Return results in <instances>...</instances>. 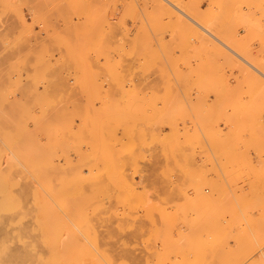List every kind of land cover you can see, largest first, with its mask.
Instances as JSON below:
<instances>
[{
    "label": "rangeland",
    "instance_id": "rangeland-1",
    "mask_svg": "<svg viewBox=\"0 0 264 264\" xmlns=\"http://www.w3.org/2000/svg\"><path fill=\"white\" fill-rule=\"evenodd\" d=\"M14 1L17 3L21 1L22 3L16 5L18 15L5 8L3 17L8 16V14H12V17L16 16L12 20L19 24L16 25L17 29L20 28L19 30L16 29L17 35L19 33L18 36L23 37L27 34V38L31 35L28 38L29 40L25 37L20 39L23 47L17 36L16 48L17 46L19 49L21 48L20 51L18 48L16 49L17 54L18 52L25 53L28 51V45L31 48L34 46L36 49L33 47L32 50H36L35 53L37 54L38 49H40L37 46L38 41H35L38 39V34L41 33V36H46L55 33L57 24H62L63 29L69 34L71 31L70 20L72 21V19L78 24L81 33L79 40H82V42H68L65 44L64 50H62L63 53L50 60L51 67L48 65V61L43 62L38 58L35 60L36 57L24 61L23 57H20L21 55H17L21 59L16 60V72L18 73H16V79H14L17 88L16 113L14 112L16 115H13L14 109L11 110L13 107L11 105L13 94L11 91L14 88L6 87L8 83L4 85L7 92L3 90L5 92L2 93V95L5 93L6 96H2L0 115L5 116L7 121L0 116L5 121L3 122L0 119V245L1 241L5 240L8 242V251L21 248L23 241L13 238L16 229H18L19 233L17 231V235H22V237L25 234L27 236L32 235L33 237H27L28 239L26 236L24 238L30 241L33 240L34 246H37V250L35 248L36 251H32L33 257H23L18 260L19 264H65L67 262H71L69 264H148V261L149 264L153 262L155 264V259L162 264H174L176 259L175 254L172 252L174 244L170 246V242L173 243L180 237L179 235L189 236L191 233V236L192 233L196 232L194 228L198 229L200 222L202 223L212 211L214 212V214L211 213L212 217L218 218L220 216L218 206H225L222 202H225V207L230 208H237V204L240 207L247 205L250 207L252 203L251 210H248V212L254 213L256 216L264 213V189H262V186H264V102H262L264 96L262 97L259 94L264 95V90H261L264 89V77L262 78L264 69L261 70V65L264 68V32L262 33L264 31V0H168L174 6L162 1L168 5V10H158L163 12L164 16L162 13L157 12L162 15L163 20L160 19L159 15V17H156L157 13L154 14L156 8L150 4L151 0H26V3L23 2L25 0ZM173 7L174 9L177 8L175 9L176 12L172 13V11H175ZM171 8L172 11H170ZM178 9H184V13L185 11L188 12L187 14L191 15L192 18L197 19L198 17V20L195 19L196 21L200 22L201 25L205 24V27H207L206 25L211 27L208 29H212L214 33L217 32L216 35L220 33L221 38L223 37L222 40L225 42V39H230L231 44L229 43V46L233 47L236 54L231 53L226 48L224 49L220 43L217 44L214 39L207 35V40L204 39L207 44L205 41H201L203 39L198 35H201L199 33L203 34V32H199L200 29L196 26L197 35L196 30H193V27L196 28L191 21L186 18L181 19L183 15H181V18L177 17V13H180L177 12ZM195 10L196 12H193ZM174 13L176 14L174 15ZM20 15L24 17H20ZM33 15L42 18H35ZM170 15L175 18L172 16L166 18ZM19 18L23 19L21 20L24 24L30 21L25 25L31 28H28L29 30L27 27L25 28V25L20 23ZM167 19L171 21L167 22ZM185 20L186 23L189 21L187 23L188 27H186ZM49 23L51 24L48 25ZM153 23L159 25L156 26ZM189 24L191 27H189ZM44 25H48V28ZM22 26L26 31L23 30ZM21 29L25 34L21 32ZM31 29L32 31H30ZM208 39L212 42H208ZM27 40L30 44H27ZM34 43L37 45L35 46ZM50 43L51 45H48ZM226 43L228 44V42ZM48 44L47 48L51 52L46 48L47 51L58 54L56 52L57 46L56 49L54 48L56 44L53 46L54 42L50 41ZM48 46H52L54 52ZM22 50L25 52H21ZM224 53L228 54H225V56ZM242 59L250 62L256 69L258 68V71L247 65ZM30 61L34 64H31ZM28 62L29 66L34 69V71L30 69L32 75H29L31 73H29ZM236 63L238 64L237 67L240 65L239 68L235 67ZM23 65H26V68L25 66L22 67ZM36 65L42 70L45 68L44 73L42 70H40L41 72L38 71V69L35 71ZM230 65L232 66L230 67ZM20 69L23 71L27 69V71L22 72ZM39 76L40 78H38ZM243 77L245 78L243 79ZM247 78L248 80L245 81ZM261 85H263V88ZM256 93L258 98L261 95V100L257 98ZM247 99L249 100L247 101ZM251 103L255 107L257 106L256 109L253 105L251 106ZM229 109L233 111L231 115ZM246 110L247 112L244 114ZM255 110L261 111L255 112ZM161 113L163 115L159 117ZM239 113L242 117L239 116ZM228 114V117L235 120L226 118ZM247 114L249 115L246 116ZM15 116L16 125H12L13 119L11 118ZM245 116L247 119L244 118ZM241 120L245 122L246 126ZM3 123H5L4 128ZM96 123L99 125H96ZM174 123L176 124L174 125ZM9 124L10 126H16V133L14 132L15 126L10 127ZM116 124L118 127L114 126ZM208 124H212L213 127H210V125L208 127ZM7 125L9 126L8 129H6ZM241 126L244 128L241 129ZM13 128L14 133L10 131ZM217 128L218 131L216 132ZM4 129L8 132H5ZM5 133H7V136H5ZM9 133L13 134L9 136ZM185 133L186 135H184ZM15 134L16 136H14ZM252 136L253 139L250 138ZM212 137L214 138L211 139ZM10 138L16 140V145L13 144V140H9ZM8 141L13 143L10 144ZM250 141L254 142L253 145L258 144L259 148L257 145L252 146ZM12 145L16 146V149ZM206 146L208 147L206 148ZM21 155H23L22 158ZM30 155L32 158L35 157L33 158L35 161L40 157V160L49 161L46 163L47 166L49 164L48 181L46 179L44 182L37 174L33 173L32 175V171L29 170L30 174L28 169L25 168H28V166L23 164L24 161L21 160L25 158L24 156L30 157ZM245 165L249 167H245ZM228 166L230 167L227 168ZM115 167L118 172L114 171ZM37 168L39 167L35 164L33 170L36 171ZM109 175L112 177L111 179ZM252 182L253 185H251ZM46 183L48 184L46 185ZM242 183L243 186H241ZM25 185L28 188L31 187V190L27 189L31 191L27 196L24 195L28 194ZM94 186L95 188H93ZM12 190L18 194L21 192L20 197L16 193L19 198H22V195L26 196L22 198L26 203L21 201L25 205L26 211L31 209L28 214L25 211L19 213V210H12V213H9L11 212L9 210L6 211L7 213L1 210V203L11 200L8 193L11 191L13 194ZM21 190H24L25 193ZM232 191L234 192L231 193ZM255 192L257 194L253 195ZM231 195L232 197H230ZM195 196L197 197L195 198ZM253 196H255L254 200H249ZM2 197L3 199H1ZM41 197L45 200L47 206L49 205L50 213L48 216L51 217L50 224L54 232L48 229V227H51L50 224L47 227L41 222L42 214H44L41 206L46 204H42L44 202H42ZM226 201H228V204ZM260 201L263 203L262 205H258L261 204ZM26 205L31 208L28 209ZM254 205L261 207H258L257 210V206ZM260 208L261 210H259ZM211 209L213 210L211 211ZM205 210L208 212L205 213ZM165 212L167 216L169 215L168 219ZM18 213L20 217L21 213L24 214L21 217L22 219L18 216ZM17 217L20 219H16ZM244 217L246 218V216ZM208 218H211V216H208ZM83 219L87 220L84 221ZM88 220L94 228L90 224L87 225ZM82 221L89 226V229L94 230L83 229L82 225L85 223H79ZM44 223L47 224L48 222L45 221ZM171 223L174 225H171ZM20 225L22 226L20 227ZM195 225H198L197 228ZM44 226L47 228L46 230ZM58 226L64 228H58ZM167 227H169V230H166ZM19 228H22V230ZM25 228H29L26 229L29 231L23 230ZM55 229H58V231ZM55 231L61 237L54 234L53 238L55 240L59 238L54 244L50 239L52 238L50 232L53 235ZM5 235H7V238H5ZM43 235L48 238L47 241ZM42 238L45 240H42ZM161 238H166V245L170 240L168 246L163 243L165 241ZM73 239H75V242ZM67 240L72 244L75 243V246L76 244L81 245L87 251L88 248L86 247L88 246L92 252L90 251L84 256H78L77 254L80 253L74 251L76 250L72 248L74 245L69 246L72 249L63 247V245L67 246L69 243ZM95 242H97V245H95ZM71 243L69 245H72ZM33 244L31 250L34 249ZM81 246L80 249L82 250ZM95 246H97V249ZM168 247L169 249L172 247L171 252L167 249ZM63 250H66V252ZM77 250L79 252V247ZM100 251L104 252V256L108 258L99 256L100 254L103 255ZM68 253H71V255H67ZM186 253L188 257L189 253ZM203 256H199L198 262L203 260Z\"/></svg>",
    "mask_w": 264,
    "mask_h": 264
},
{
    "label": "bare ground",
    "instance_id": "bare-ground-1",
    "mask_svg": "<svg viewBox=\"0 0 264 264\" xmlns=\"http://www.w3.org/2000/svg\"><path fill=\"white\" fill-rule=\"evenodd\" d=\"M0 1H2V2H0V108H1V100H2V96H4L5 95V93H4V95H2V93L3 92H7V90H6V87H8V88H14L13 89V91H11L13 94H12V102H11V105H13V107L11 108V110L12 109H14V111H13V115H16L15 113H16V90H17V88H16V85H15V82H14V79H16V73H18V72H16V60H18L20 57H23V59H24V61L25 60H27V61H29L28 59H30L31 60V58H33V57H36V58H34L35 60L38 58L39 60H41V61H43V62H47L48 61V65L50 66V60L51 59H55V58H57V56H59V55H61V53H63L62 52V50H64L63 49V47H64V45L65 44H67L68 42L70 43V42H82V40H79V38H80V35H81V33H80V30H79V28H78V24L74 21V19H72V21L70 20V22H71V26H70V28H71V31H70V33L69 34H67L66 33V31L63 29V25L62 24H57V26H55L57 29H55V33H53V34H48V33H46V34H48V35H46V36H41L40 34L41 33H37L38 34V39H36L35 41H38V45L37 46H39V48L40 49H38L39 51H41V49H42V51L41 52H37V54L35 53V51L34 50H32L33 49V47L34 46H32V48L31 47H29V45L27 46V44L29 43V39L28 38H30L31 37V35L27 38V34L26 35H24L23 37L21 36H18L19 35V33H18V35H17V32H16V29H17V26L16 25H19V24H16V22H15V20H12V19H14L15 17H12V14L10 15V14H8V16H6V17H3V14H4V9L5 8H8V10H10V11H12L13 13L15 12V13H17V10H18V8L16 9V5L18 6V4H20L21 3V1L20 0H18V1H20L19 3H17V2H15L14 0H0ZM17 1V0H16ZM29 1V0H28ZM27 1V2H28ZM162 1H165V3L167 2V3H169L171 6L173 5L172 3H170L168 0H151L150 1V4L154 7V8H156L154 11V14L155 13H157V12H160V11H158V10H163V9H167L168 10V5H166L165 3H163ZM23 2H25L26 3V0L25 1H23ZM31 2V1H30ZM46 2V1H45ZM49 2V1H48ZM51 2V1H50ZM17 3V4H16ZM146 3H147V1H146ZM22 4V3H21ZM60 4V3H59ZM147 4H149V3H147ZM23 5H27V4H23ZM22 5V6H23ZM43 5V4H42ZM151 5H149V6H151ZM54 6V5H53ZM174 6V5H173ZM96 7V6H95ZM53 8V7H52ZM57 8V7H56ZM55 8V9H56ZM93 8V7H92ZM91 8V9H92ZM177 8V7H176ZM175 8V9H176ZM54 9V10H55ZM90 9V10H91ZM173 9H174V7H173ZM174 9V10H175ZM191 9V8H190ZM53 10V11H54ZM151 10H153L152 8H151ZM165 10H163V11H165ZM179 11H177V12H180V13H177L178 15H177V17L179 16L180 18H181V15H183V18H181V19H184V18H186V19H188L189 21H191V23L195 26V28H196V26H197V28H199L200 29V31L199 32H203V34L202 33H199V34H201V35H198V33H197V28L196 29H194V27H193V30H196V33H197V35L198 36H200L201 37V39H203V40H201V41H205V40H207L206 38H208L207 36H209L211 39H214L216 42H217V44L218 43H220L221 44V46H223L224 47V49L226 48L227 50H229L231 53H234V54H236L234 51L235 50H233V47L231 48V46H229V43L231 44V40L229 41L228 40V38L227 39H225L226 40V42H228V44L224 41V40H222V38H221V35H220V33H218V35H216L215 33H217V32H213V30L212 29H208V28H211V27H208V25H206L207 27H205L204 25V23L203 22H201V23H203L204 25H201L200 24V22H198V21H196V20H198V17H197V19L196 18H192V16L190 17L189 16V14H187L186 13V11H185V13H184V9L183 10H181V9H178ZM188 10V9H187ZM34 11V10H33ZM59 11V10H58ZM86 11H88V10H86ZM170 11H172V8L170 9ZM50 12V11H49ZM56 12V11H55ZM65 12V11H64ZM92 12H93V10H92ZM166 12H168V11H166ZM173 12H176V10L175 11H172V13ZM193 12H196V10L195 11H193ZM11 13V12H10ZM42 13V12H41ZM150 13V12H149ZM160 13H162V15L164 14L163 12H160ZM160 13H157V16L156 17H159L160 16V19H162L161 17H162V15H160ZM35 14V13H34ZM146 14H147V12H146ZM153 14V15H154ZM167 14V13H166ZM169 14V13H168ZM176 13H174V15H175ZM180 14V15H179ZM17 15H18V13H17ZM40 15V14H39ZM148 15V14H147ZM159 15V16H158ZM195 15V14H194ZM34 17H35V15H33ZM55 16V15H54ZM164 16V15H163ZM172 15H170V16H166V18L167 17H171ZM196 16V15H195ZM20 17H24L23 15L21 16L20 15ZM33 17V18H34ZM38 17V16H37ZM37 17H35V18H37ZM70 17V16H69ZM155 17V18H156ZM172 17H174V16H172ZM27 18V17H26ZM39 18V17H38ZM42 17H40L39 19H41ZM46 18V17H45ZM45 18H44V20H45ZM149 18H152V17H149ZM165 18V19H166ZM175 18V17H174ZM208 18H209V16H208ZM20 20L22 19V18H19ZM55 19V18H54ZM62 19V18H61ZM69 19V18H68ZM158 19V18H157ZM169 19V18H168ZM167 19V22L168 21H171V20H168ZM179 19V18H178ZM181 19H179V20H181ZM196 19V20H195ZM23 20V19H22ZM21 20V22L20 23H23V21ZM33 20V19H32ZM36 20V19H35ZM38 20V19H37ZM44 20H42L43 22H44ZM154 21H156L155 19H153ZM163 20V19H162ZM187 20V21H188ZM200 20V19H199ZM212 20V19H211ZM25 21V20H24ZM42 21H41V23H42ZM54 21V20H53ZM62 21V20H61ZM67 21V20H66ZM66 21H65V23H66ZM158 21V20H157ZM183 21V20H182ZM188 21V22H189ZM203 21V20H202ZM26 22H27V20H26ZM29 23H30V21H28ZM27 22V23H28ZM40 22V21H39ZM39 22H38V24H39ZM45 22H47V20H45ZM48 22H50V21H48ZM57 22V21H56ZM63 22V21H62ZM70 22H68V23H70ZM153 22V21H152ZM163 22V21H162ZM187 22V23H188ZM216 22V21H215ZM218 22V21H217ZM27 23H25L26 25H27ZM54 23V22H53ZM52 23V24H53ZM161 23V22H160ZM178 23V22H177ZM180 23H182V22H179L178 24H180ZM187 23H186V20H185V24H186V27H188V25H187ZM219 23V22H218ZM24 24V23H23ZM24 24V25H25ZM32 24H34V22H32ZM38 24L36 23V25L38 26ZM44 24V23H43ZM47 24V23H46ZM51 23H49L48 25H50ZM154 24V23H153ZM165 24H167V23H165ZM169 24V23H168ZM178 24H177V26H178ZM183 24V23H182ZM181 24V25H182ZM210 24V23H209ZM212 24V23H211ZM22 25V24H21ZM25 25V28L27 27V29L29 28H31L30 26H26ZM30 25V24H29ZM47 25V26H48ZM154 25H156V24H154ZM159 25V24H158ZM158 25H156V26H158ZM219 25V24H218ZM33 26V25H32ZM43 26V25H42ZM45 26V25H44ZM47 26H45V27H47ZM91 27V26H90ZM166 27H168V26H166ZM173 27V26H172ZM181 27V26H180ZM179 27V28H180ZM183 27V26H182ZM189 27H191L190 26V24H189ZM218 27H220V26H218ZM22 28H23V26H22ZM25 28H23V30H25ZM41 28V27H40ZM44 28V27H43ZM48 28V27H47ZM50 28V27H49ZM51 28H54V27H51ZM221 28V27H220ZM20 29V28H19ZM19 29H17V30H19ZM28 29V30H29ZM42 29V28H41ZM40 29V30H41ZM176 29H178V28H176ZM183 29H185L184 27H183ZM198 29V30H199ZM33 30H35V29H33ZM175 30V29H174ZM186 30V29H185ZM189 30V29H188ZM187 30V31H188ZM215 30V29H214ZM26 31V30H25ZM30 31H32V29L30 30ZM47 31V30H46ZM54 31V30H53ZM192 31V30H191ZM21 32L22 33H24V31H22V29H21ZM33 32H35V31H33ZM175 32V31H174ZM178 32V31H177ZM264 31H262V33H263ZM27 33V32H26ZM32 33V32H31ZM44 33V32H43ZM89 33V32H88ZM176 33V32H175ZM195 33V32H194ZM25 34V33H24ZM34 34H36V33H34ZM34 34H33V36H34ZM109 34V33H108ZM20 35H21V33H20ZM23 35V34H22ZM40 35V36H39ZM44 35V34H43ZM172 35H174V34H172ZM207 35V36H206ZM17 36L19 37V41L21 42L22 40H20V39H22V38H26V39H28L27 41V44H26V46H27V48H28V51H21V52H25V53H20V52H18V54L19 55H21L19 58L17 57V53H16V49L18 48V46H17V48H16V38H17ZM220 36V37H219ZM181 37V36H180ZM82 38H84V37H82ZM91 38V37H90ZM178 39H179V37H178ZM184 39V38H183ZM205 39V40H204ZM104 40V39H103ZM209 41L208 42H212V41H210V39H208ZM34 41V40H33ZM49 41L50 42H54V44H52L53 46H54V48L57 46V53L58 54H52V53H49V52H51L48 48H47V44L49 43ZM180 41V40H179ZM106 42V41H105ZM206 42V41H205ZM215 42V43H216ZM19 43V42H18ZM17 43V44H18ZM22 43V42H21ZM32 43V42H31ZM203 43V42H202ZM235 43V42H234ZM30 44V43H29ZM206 44H207V42H206ZM205 44V45H206ZM211 44V43H210ZM219 44V45H220ZM244 44V43H243ZM34 45H35V43H34ZM35 45V46H36ZM48 45H51V43L50 44H48ZM205 45H204V47H205ZM22 47H23V43H22V45H21ZM71 46V45H70ZM69 46V47H70ZM118 46V45H117ZM196 46V45H195ZM220 46V47H221ZM233 46V45H232ZM236 46V45H235ZM19 47H20V45H19ZM48 47H50V46H48ZM210 47H211V45H210ZM213 47V46H212ZM219 47V46H218ZM249 47V46H248ZM27 48H26V50H27ZM35 48V47H34ZM49 50V52L47 51V49ZM52 50H53V52H54V49H53V47L51 46L50 47ZM78 48V47H77ZM192 48H194V47H192ZM191 48V49H192ZM207 48V47H206ZM216 48V47H215ZM21 49V48H20ZM20 49L18 48V50L20 51ZM22 49H24V48H22ZM36 49V48H35ZM56 49V48H55ZM107 49V48H106ZM210 49V48H209ZM243 49H245V48H243ZM70 50V49H69ZM77 50V49H76ZM116 50V49H115ZM169 51V50H168ZM210 51V50H209ZM221 51V50H220ZM225 51V50H224ZM118 52V51H117ZM218 52V51H217ZM222 52V51H221ZM262 52V51H261ZM73 53V52H72ZM119 53V52H118ZM195 53V52H194ZM229 53V52H228ZM228 53H224V55L226 54H228ZM259 53V52H258ZM74 54V53H73ZM79 54V53H78ZM168 54V53H167ZM192 54V53H191ZM240 54V53H239ZM72 55V54H71ZM225 55V56H226ZM241 55V54H240ZM239 55V56H240ZM63 57H64V54L62 55ZM62 56H60V57H62ZM237 56V55H236ZM16 57H17V59H16ZM62 57V58H63ZM66 57V56H65ZM253 57V56H252ZM61 58V59H62ZM68 58H69V56H68ZM193 58H195V57H193ZM198 58V57H197ZM204 58V57H203ZM244 58V57H243ZM247 58V57H246ZM245 58V59H246ZM255 58V57H254ZM21 59V58H20ZM60 59V58H59ZM58 59V60H59ZM65 59V58H64ZM196 59V58H195ZM201 59V58H200ZM228 59V58H227ZM245 59H242V61L244 60V62L245 63H247V65H249V66H251V67H253V68H255L256 69V67L255 66H253L250 62H248L247 60H245ZM230 60V59H229ZM239 61V60H238ZM33 62H34V60H33ZM42 62V63H43ZM53 62V61H52ZM56 62V61H55ZM59 62H61L60 60H59ZM62 62H64V61H62ZM200 62V61H199ZM230 63H231V61H229ZM19 63H20V61H19ZM27 63V62H26ZM30 63H31V61H30ZM54 63V62H53ZM255 63H257V62H255ZM262 63V62H261ZM264 63V62H263ZM31 64H34V63H31ZM46 64V63H45ZM44 64V65H45ZM61 64V63H60ZM63 64V63H62ZM201 64V63H200ZM232 64L234 65V63L232 62ZM260 64V63H259ZM28 66L30 65L29 64V62H28V64H27ZM42 65V64H41ZM47 65V66H48ZM258 65V64H257ZM20 66V65H19ZM18 66V67H19ZM25 66V68H26V65H23L22 67H24ZM35 66V65H34ZM43 66V65H42ZM232 65H230V67H231ZM238 66V64L236 63V66L235 67H237ZM244 66V65H243ZM30 67V68H29ZM29 67H27V68H29V73H31L30 72V69H31V71H32V69H33V67L31 68V66H29ZM36 67H37V65H36ZM35 67V71H37L36 69H38V71H40V70H42V69H40L39 67H37L36 68ZM46 67V66H45ZM51 67V66H50ZM62 67H63V65H62ZM239 67H240V65H239ZM239 67H237V68H239ZM261 67H262V69L261 70H263L264 68H263V66L261 65ZM243 68V67H242ZM19 69V68H18ZM45 69V68H44ZM43 69V70H44ZM50 69V68H49ZM199 69V68H198ZM203 69V68H202ZM247 69V68H246ZM249 69V68H248ZM254 69V70H255ZM21 70V69H20ZM19 70V71H20ZM26 71H27V69H25ZM24 70V71H25ZM42 70V71H43ZM102 70V69H101ZM110 70V69H109ZM238 70H240V69H238ZM257 71H258V68L256 69ZM256 70H255V72H256ZM260 70V69H259ZM260 70V71H261ZM22 72H24L23 70H21ZM20 71V72H21ZM33 71H34V69H33ZM121 71V70H120ZM240 71H243V70H240ZM259 71V72H260ZM264 71V70H263ZM41 72V71H40ZM62 72H63V70H62ZM36 73V72H35ZM43 73H44V71H43ZM109 73V72H108ZM176 73V72H175ZM264 73V72H263ZM27 74V73H26ZM195 74V73H194ZM230 74V73H229ZM18 75V74H17ZM21 75H22V73H21ZM29 75H32V73L31 74H29ZM37 75H38V73H37ZM37 75H33V76H37ZM40 75V74H39ZM58 75V74H57ZM113 75H116V74H113ZM245 75V74H244ZM247 75H250V74H247ZM45 76V75H44ZM111 76V75H110ZM254 76H255V74H254ZM262 76V75H261ZM260 76V77H261ZM54 77V76H53ZM228 77V76H227ZM230 77V76H229ZM249 77V76H248ZM253 77V76H252ZM259 77V78H260ZM264 76H262V78H263ZM38 78H40V76L38 77ZM245 77H243V79H244ZM257 78V77H256ZM241 79V78H240ZM6 80V81H5ZM47 80V79H46ZM52 80V79H51ZM246 80H248V78L247 79H245V81ZM251 80V79H250ZM256 80V79H255ZM263 80V79H262ZM21 81V80H20ZM55 81H56V79H55ZM61 81V80H60ZM244 81V80H243ZM257 81V80H256ZM41 82V81H40ZM6 83H8L7 85H6V87L4 86ZM41 83H43V82H41ZM63 83V82H62ZM246 83V82H245ZM253 83V82H252ZM251 83V84H252ZM256 83V82H255ZM53 84H54V82H53ZM247 84H248V82H247ZM261 84H262V82H261ZM37 85V84H36ZM44 85V84H43ZM253 85H255V84H253ZM264 85V84H263ZM263 85H261V87L263 86ZM252 86V85H251ZM256 86V85H255ZM255 86H254V88H255ZM45 87V86H44ZM49 87V86H48ZM247 87V86H246ZM245 87V88H246ZM253 87V86H252ZM260 87V86H259ZM258 87V88H259ZM5 88V89H4ZM25 88V87H24ZM248 88V87H247ZM250 89H251V87H249ZM263 88V87H262ZM250 89H248L249 91H250ZM3 90H5V91H3ZM262 91L264 90V89H261ZM31 91V90H30ZM231 91V90H230ZM234 91H236V90H234ZM261 91V92H262ZM9 92H10V90H9ZM26 92V91H25ZM109 92V91H108ZM227 92V91H226ZM247 92V91H246ZM253 92H254V90H253ZM259 92V91H258ZM41 93V92H40ZM263 93H264V91H263ZM29 94V93H28ZM59 94V93H58ZM231 94V93H230ZM253 94V93H252ZM259 94H261L262 95V97L264 96L262 93H259ZM261 95H259L260 97H261ZM6 96V95H5ZM14 96H15V98H14ZM28 96V95H27ZM32 96V95H31ZM49 96V95H48ZM256 96H257V98H258V94L256 93ZM10 97H11V94H10ZM249 97H251V96H249ZM258 98L259 100H261V98ZM227 98V97H226ZM256 98V99H257ZM10 99V98H9ZM45 99H46V96H45ZM106 99V98H105ZM104 99V100H105ZM110 99V98H109ZM242 99V98H241ZM245 99V98H244ZM257 99V100H258ZM65 100V99H64ZM111 100V99H110ZM143 100V99H142ZM231 100H233V99H231ZM249 99H247V101H248ZM253 100H254V97H253ZM252 100V101H253ZM257 100H256V102H257ZM258 100V101H259ZM263 100V99H262ZM36 102V101H35ZM141 102V101H140ZM145 102H147V101H145ZM151 102V101H150ZM235 102V101H234ZM233 102V103H234ZM262 102H264V100L262 101ZM148 103V102H147ZM230 103H232V102H230ZM253 104L255 103V102H252ZM251 103V106L253 105ZM259 103V102H258ZM19 104V103H18ZM136 104V103H135ZM238 104V103H237ZM260 104V103H259ZM130 105V104H129ZM155 105V104H154ZM233 105V104H232ZM235 105V104H234ZM10 106V105H9ZM62 106V105H61ZM117 106V105H116ZM131 106V105H130ZM151 106V105H150ZM227 106H229V107H231L230 105H227ZM226 106V107H227ZM249 106H250V104H249ZM254 106V105H253ZM264 106V105H263ZM126 107H127V105H126ZM129 107V106H128ZM136 107V106H135ZM225 107V106H224ZM223 107V108H224ZM244 107V106H243ZM255 107V106H254ZM257 107V106H256ZM256 107H255V109H256ZM262 107V106H261ZM26 108V107H25ZM105 108V107H104ZM103 108V109H104ZM130 108V107H129ZM132 108V107H131ZM148 108V107H147ZM151 108V107H150ZM238 108H239V106H238ZM237 108V109H238ZM10 109V108H9ZM103 109H102V111H103ZM226 109H228V108H226ZM225 109V110H226ZM231 109V108H230ZM229 109V110H230ZM263 109V108H262ZM55 110V109H54ZM111 110V109H110ZM234 110H236V109H234ZM241 110V109H240ZM8 111V110H7ZM109 111V110H108ZM166 111V110H165ZM175 111V110H174ZM242 111V110H241ZM259 111V110H258ZM258 111H256L255 110V112H258ZM261 111V110H260ZM259 111V112H260ZM15 112V113H14ZM146 112H148V111H146ZM168 112V111H167ZM231 112V113H230ZM230 115L233 113V111H231L230 110ZM234 112H237V111H234ZM246 112H247V110L245 111V113L244 114H246ZM32 113V112H31ZM107 113H109V112H107ZM132 113V112H131ZM144 113V112H143ZM149 113V112H148ZM249 113V112H248ZM9 114V113H8ZM112 114V113H111ZM125 114V113H124ZM130 114V113H129ZM147 114V113H146ZM175 114V113H174ZM227 114V113H226ZM237 114V113H236ZM242 114V113H241ZM243 114V115H244ZM257 114V113H256ZM126 115H128V114H126ZM141 115V114H140ZM162 113H161V115L159 116V117H162ZM249 114H247L246 116H248ZM258 115V114H257ZM1 116V115H0ZM10 116V115H9ZM106 116V115H105ZM123 116V115H122ZM147 116V115H146ZM150 116V115H149ZM167 116H169V115H167ZM226 116V115H225ZM229 116V114L226 116V118ZM234 117H235V115H233ZM239 116H241L242 117V115H240V113H239ZM246 116L244 117V118H246ZM103 117V116H102ZM113 117V116H112ZM165 117V116H164ZM259 117V116H258ZM1 118H3V120H6L7 121V119H6V117L4 116H1ZM0 118V119H1ZM5 118V119H4ZM16 116L14 117V118H11V119H13V121H12V125L13 124H15L16 125ZM94 118V117H93ZM104 118V117H103ZM108 118V117H107ZM124 118V117H123ZM157 118V117H156ZM170 118V117H169ZM172 118H173V115H172ZM231 119V117H228V119ZM240 118V117H239ZM250 118V117H249ZM253 118V117H252ZM256 118H257V116H256ZM255 118V119H256ZM15 119V120H14ZM33 119V118H32ZM54 119V118H53ZM100 119V118H99ZM148 119H150V118H148ZM164 119V118H163ZM167 120H168V118H166ZM247 119V118H246ZM246 119H244L245 120V122H246ZM2 120V119H1ZM2 120V121H3ZM42 120H43V118H42ZM154 120H156V119H154ZM153 120V121H154ZM159 120V119H158ZM166 120V121H167ZM231 120H235L234 118L233 119H231ZM243 120V119H242ZM242 120H241V122H242ZM250 120V119H249ZM252 120V119H251ZM10 121V120H9ZM10 121V122H11ZM110 121V120H109ZM123 121V120H122ZM160 121H162V120H160ZM173 121H174V119H173ZM172 121V122H173ZM254 121V120H253ZM3 122H5V121H3ZM15 122V123H14ZM150 122V121H149ZM152 122V121H151ZM190 122H192V121H190ZM245 122H242L243 124H244V126H246L245 125ZM250 122V121H249ZM248 122V123H249ZM107 123V122H106ZM117 123V122H116ZM129 123V122H128ZM156 123V122H155ZM163 123H164V121H163ZM185 123V122H184ZM236 123V122H235ZM235 123H233L234 125H235ZM247 123V122H246ZM254 123V122H253ZM256 123H257V120H256ZM8 124V123H7ZM25 124V123H24ZM98 123H96V125H97ZM134 124V123H133ZM132 124V125H133ZM173 124V123H172ZM176 123H174V125H175ZM201 124V123H200ZM241 124V123H240ZM251 124V123H250ZM2 125V124H1ZM4 125H5V123H3V128H4ZM14 125V126H15ZM21 125H22V123H21ZM28 125V124H27ZM99 125V124H98ZM107 125H109V124H107ZM127 125V124H126ZM148 125V124H147ZM173 125V126H174ZM207 125V124H206ZM209 125L210 124H208V127H209ZM218 125V124H217ZM256 125V124H255ZM258 125V124H257ZM9 126H10V124H9ZM9 126L7 125V127H6V129H8L9 128ZM14 126H10V127H14ZM24 126V125H23ZM26 126V125H25ZM36 126H37V123H36ZM64 126H65V124H64ZM102 126V125H101ZM111 126V125H110ZM115 127L117 126V124L116 125H114ZM131 126V125H130ZM198 126V125H197ZM201 126V125H200ZM212 126V124L210 125V127ZM237 126V125H236ZM238 126H239V128H240V125L238 124ZM18 127V126H17ZM33 127H34V125H33ZM97 127H99V126H97ZM97 127H96V129H97ZM118 127V126H117ZM129 127V126H128ZM213 127V126H212ZM242 127V126H241ZM22 128V127H21ZM107 128V127H106ZM138 128V127H137ZM137 128H135V129H137ZM142 128V127H141ZM144 128V127H143ZM154 128V127H153ZM174 128V127H173ZM203 128V127H202ZM244 127H242L241 129H243ZM6 129H4L5 130V132H8V131H6ZM16 126H15V131H14V128L13 129H10V131L11 132H15L16 133ZM81 129V128H80ZM178 129V128H177ZM22 130V129H21ZM130 130H133V129H130ZM179 130V129H178ZM182 130V129H181ZM238 130V129H237ZM253 130V129H252ZM9 131V132H10ZM25 131V130H24ZM33 131V130H32ZM98 131V130H97ZM97 131H96V133H97ZM101 131V130H100ZM134 131H136V130H134ZM147 131V130H146ZM153 131V130H152ZM177 131V130H176ZM192 131H193V129H192ZM209 131V130H208ZM211 131V130H210ZM218 131V128H217V130H216V132ZM13 132V133H14ZM28 132V131H27ZM39 132V131H38ZM110 132V131H109ZM132 132V131H131ZM142 132V131H141ZM199 132V131H198ZM215 132V133H216ZM240 132V131H239ZM244 132V131H243ZM4 133V132H3ZM12 133V134H13ZM31 133V132H30ZM192 133V132H191ZM207 133V132H206ZM213 133V132H212ZM211 133V134H212ZM219 133V132H218ZM257 133V132H256ZM258 133H259V131H258ZM6 135L5 136H7V133H5ZM10 134L11 133H9V136H10ZM11 134V135H12ZM21 134V132L19 133V135ZM22 134H25V133H22ZM65 134V133H64ZM108 134V133H107ZM144 134V133H143ZM153 134V133H152ZM211 134H210V136H211ZM27 135V134H26ZM31 135H32V133H31ZM90 135V134H89ZM94 135V134H93ZM97 135V134H96ZM100 135V134H99ZM105 135V134H104ZM135 135H136V133H135ZM138 135H139V133H138ZM151 135V134H150ZM154 135V134H153ZM184 135H186V133L184 134ZM221 135V134H220ZM14 136H16V134L14 135ZM22 137L24 136V135H21ZM20 136V137H21ZM45 136V135H44ZM113 136V135H112ZM177 136V135H176ZM175 136V137H176ZM183 136V135H182ZM208 136V135H207ZM255 136V135H254ZM257 136V135H256ZM260 136V135H259ZM13 137V136H12ZM29 137H31L30 135H29ZM69 137V136H68ZM141 137V136H140ZM151 137V136H150ZM178 137V136H177ZM188 137V136H187ZM192 137V136H191ZM209 137V136H208ZM218 137V136H217ZM221 137V136H220ZM220 137H219V139H220ZM224 137H225V135H224ZM223 137V138H224ZM5 138V137H4ZM97 138V137H96ZM107 138V137H106ZM109 138V137H108ZM126 138V137H125ZM214 137H212L211 139H213ZM235 138V137H234ZM250 138H252L253 139V136L252 137H250ZM258 138V137H257ZM15 139H16V137H15ZM57 139V138H56ZM111 139V138H110ZM132 139H133V137H132ZM180 139V138H179ZM219 139H217V140H219ZM252 139H250L251 141H252ZM8 140V139H7ZM6 140V141H7ZM9 140H13V138L11 139H9ZM64 140V139H63ZM83 140V139H82ZM101 140V139H100ZM188 140V139H187ZM225 140V139H224ZM14 141V140H13ZM43 141V140H42ZM92 141H93V139H92ZM105 141H107V140H105ZM115 141V140H114ZM122 141V140H121ZM136 141V140H135ZM192 141H194V140H192ZM220 141V140H219ZM250 141V143H252V146H254V145H257V147H258V144H254L253 145V143L254 142H251ZM258 141H259V139H258ZM9 142V141H8ZM116 142V141H115ZM119 142V141H118ZM143 142H145V141H143ZM223 142V141H222ZM239 142V141H238ZM10 144L11 143H13V142H9ZM16 143V140L14 141V145H16L15 144ZM22 143V142H21ZM60 143V142H59ZM104 143V142H103ZM117 143V142H116ZM140 143V142H139ZM200 143V142H199ZM233 143V142H232ZM241 143V142H240ZM113 144V143H112ZM147 144V143H146ZM14 145H12L13 147H14ZM99 145V144H98ZM98 145H96V146H98ZM103 145V144H102ZM127 145V144H126ZM201 145V144H200ZM203 145H205V144H203ZM208 145V144H207ZM233 145V144H232ZM67 146V145H66ZM243 146V145H242ZM16 147V146H15ZM14 147V149H16ZM49 147V146H48ZM56 147V146H55ZM110 147V146H109ZM208 146H206V148H207ZM234 147V146H233ZM126 148V147H125ZM144 148V147H143ZM215 148H216V146H215ZM246 148V147H245ZM255 148V147H254ZM259 148V147H258ZM258 148H256V149H258ZM182 149V148H181ZM239 149V148H238ZM247 149V148H246ZM95 150V149H94ZM123 150V149H122ZM212 150V149H211ZM216 150H217V148H216ZM91 151V150H90ZM113 151H114V149H113ZM130 151V150H129ZM206 151V150H205ZM257 151H259V150H257ZM261 151V150H260ZM15 152H16V150H15ZM121 152V151H120ZM123 152V151H122ZM121 152V153H122ZM128 152V151H127ZM191 152H193V151H191ZM204 152V151H203ZM224 152V151H223ZM229 152V151H228ZM106 153V152H105ZM146 153V152H145ZM189 153V152H188ZM238 153V152H237ZM258 153V152H257ZM83 154V153H82ZM93 154H95V153H93ZM129 154H131V153H129ZM138 154V153H137ZM136 154V155H137ZM142 154V153H141ZM246 154V153H245ZM67 155H68V153H67ZM102 155V154H101ZM109 155V154H108ZM115 155V154H114ZM143 155H144V153H143ZM258 155V154H257ZM22 156L23 155H21L20 157L22 158ZM111 156V155H110ZM205 156V155H204ZM216 156V155H215ZM222 156V155H221ZM225 156H227V154H225ZM229 156V155H228ZM243 156V155H242ZM25 157V158H24ZM23 158V160H21L22 162H23V164H25V165H27L28 166V168L27 167H25L26 169H28V172H29V170H30V172L32 171V175H33V173H35V174H37L38 176H39V178L41 179V180H44V182L46 181V179H47V181H48V178H47V176H48V167H49V164H48V166H47V162H49V161H45V160H40L41 159V157H40V159L38 158V160H36L35 161V159H33V158H35V157H31V155H30V157L28 156H24ZM43 157V156H42ZM52 157V156H51ZM92 157V156H91ZM109 157V156H108ZM123 157V156H122ZM133 157V156H132ZM139 157V156H138ZM170 157V156H169ZM187 157V156H186ZM20 158V159H21ZM89 158V157H88ZM98 158V157H97ZM103 158V157H102ZM110 158V157H109ZM221 158H223V157H221ZM227 158V157H226ZM19 159V158H18ZM135 159V158H134ZM139 159V158H138ZM141 159V158H140ZM180 159V158H179ZM248 159H250V158H248ZM17 160V159H16ZM117 160V159H116ZM195 160V159H194ZM224 160V159H223ZM229 160H231V159H229ZM233 160V159H232ZM235 160V159H234ZM53 161V160H52ZM113 161V160H112ZM137 161V160H136ZM182 161V160H181ZM185 161V160H184ZM203 161V160H202ZM208 161V160H207ZM111 162V161H110ZM139 162V161H138ZM173 162V161H172ZM218 162V161H217ZM221 162H223V161H221ZM225 162H227V161H225ZM230 162V161H229ZM248 162V161H247ZM20 163V162H19ZM81 163V162H80ZM112 163H115V162H112ZM116 163H117V161H116ZM195 163H196V161H195ZM206 163V162H205ZM251 163V162H250ZM249 163V164H250ZM36 164V166L37 167H39V168H37V170L35 171V170H33V167H34V165ZM51 164V163H50ZM190 164V163H189ZM231 164V163H230ZM244 164V163H243ZM94 165V164H93ZM131 165V164H130ZM137 165V164H136ZM165 165V164H164ZM183 165V164H182ZM210 165V164H209ZM228 165V164H227ZM252 165V164H251ZM52 166V165H51ZM54 166V165H53ZM105 166H106V164H105ZM261 166V165H260ZM108 167V166H107ZM118 167V166H117ZM120 167V166H119ZM118 167V168H119ZM132 167V166H131ZM185 167V166H184ZM207 167V166H206ZM225 167V166H224ZM230 166H228L227 168H229ZM245 167H249V166H246L245 165ZM252 167V166H251ZM257 167V166H256ZM84 168V167H83ZM105 168V167H104ZM115 170L114 171H117L116 170V167L114 168ZM169 169V168H168ZM183 169H185V168H183ZM233 169V168H232ZM262 169V168H261ZM125 170V169H124ZM163 170V169H162ZM228 170V169H227ZM230 170V169H229ZM234 170V169H233ZM232 170V171H233ZM258 170H259V168H258ZM122 171H123V169H122ZM226 171V170H225ZM231 171V170H230ZM235 171V170H234ZM29 172V173H30ZM77 172V171H76ZM118 172V171H117ZM52 173V172H51ZM109 173H111V172H109ZM121 173H123V172H121ZM165 173V172H164ZM169 173V172H168ZM177 173V172H176ZM181 173V172H180ZM202 173V172H201ZM31 174V173H30ZM34 174V175H35ZM118 174V173H117ZM224 174V173H223ZM253 174H255V173H253ZM63 175V174H62ZM108 175V174H107ZM130 175V174H129ZM206 175V174H205ZM226 175V174H225ZM229 175H230V173H229ZM228 175V176H229ZM69 176V175H68ZM68 176H66V177H68ZM110 176V175H109ZM175 176V175H174ZM255 176V175H254ZM37 177V176H36ZM126 177V176H125ZM206 177V176H205ZM226 177V176H225ZM259 177V176H258ZM63 178V177H62ZM112 177L110 176V179H111ZM124 178V177H123ZM238 178V177H237ZM261 178V177H260ZM60 179V178H59ZM74 179V178H73ZM86 179V178H85ZM116 179V178H115ZM127 179V178H126ZM171 179V178H170ZM38 180V179H37ZM63 180V179H62ZM80 180V179H79ZM198 180V179H197ZM213 180V179H212ZM60 181V180H59ZM66 181V180H65ZM77 181V180H76ZM100 181V180H99ZM117 181V180H116ZM130 181V180H129ZM226 181V180H225ZM261 181V180H260ZM58 182V181H57ZM56 182V183H57ZM64 182V181H63ZM122 182V181H121ZM169 182V181H168ZM175 182V181H174ZM38 183V182H37ZM42 183V182H41ZM66 183V182H65ZM75 183H77V182H75ZM88 183V182H87ZM103 183V182H102ZM119 183V182H118ZM124 183V182H123ZM128 183H130V182H128ZM173 183V182H172ZM195 183V182H194ZM193 183V184H194ZM205 183V182H204ZM17 184V183H16ZM45 184V183H44ZM48 183H46V185H47ZM117 184V183H116ZM115 184V185H116ZM132 184V183H131ZM201 184V183H200ZM245 184V183H244ZM249 184H250V182H249ZM256 184V183H255ZM262 184H263V181H262ZM29 185V184H28ZM46 185H44V186H46ZM120 185V184H119ZM188 185V184H187ZM241 185V184H240ZM245 185H247V184H245ZM251 185H253V182H252V184ZM264 185V184H263ZM75 186V185H74ZM241 186H243V183H242V185ZM260 186V185H259ZM24 187H27L26 188V191L28 192V194H24L25 193V189H24ZM23 187V189L24 190H21V191H23L22 193L24 194V195H29L30 193L29 192H31V191H28L29 189L31 190V187L29 186V188H28V186L27 185H25ZM35 187V186H34ZM78 187H79V184H78ZM116 187V186H115ZM130 187H132V186H130ZM172 187V186H171ZM177 187V186H176ZM253 187H255V186H253ZM257 187V186H256ZM255 187V188H256ZM261 187V186H260ZM264 186H262V189H264L263 188ZM90 188V187H89ZM93 188H95V186L93 187ZM124 188V187H123ZM191 188V187H190ZM212 188V187H211ZM230 188V187H229ZM238 188V187H237ZM254 188V189H255ZM28 189V190H27ZM98 189V188H97ZM181 189V188H180ZM235 189V188H234ZM234 189H232V190H234ZM246 189V188H245ZM34 190H36V189H34ZM93 190V189H92ZM135 190V189H134ZM242 190H244L243 188H242ZM250 190H251V188H250ZM253 190V189H252ZM15 191H17V190H15ZM64 191V190H63ZM85 191V190H84ZM107 191V190H106ZM129 191V190H128ZM183 191V190H182ZM231 191V190H230ZM238 191V190H237ZM240 191V190H239ZM256 191V190H255ZM258 191V190H257ZM261 191H263V190H261ZM12 192H13V194H15L16 195V193L17 192H15L14 193V191L12 190ZM32 192H33V189H32ZM148 192V191H147ZM178 192V191H177ZM186 192V191H185ZM234 191H232L231 193H233ZM235 192H236V190H235ZM244 192V191H243ZM251 192H253V191H251ZM10 193H11V191H10ZM10 193H8V195H10L11 197H10V201H4V202H2L1 203V210H3V211H7V210H9V211H11V212H9V213H12L13 211H15V210H19V213H20V211L22 212V211H25V212H27V214H28V212H30V210L29 211H26L27 209L25 208V205L24 204H22V201H23V203L25 202V200L23 199L22 200V198H25L23 195H22V198H19L20 196L19 195H21V192H20V194H18L17 193V195L19 196H15V195H13L12 193L10 194ZM52 193V192H51ZM124 193H126V192H124ZM146 193V192H145ZM181 193V192H180ZM230 193V194H231ZM238 193V192H237ZM240 193V192H239ZM264 193V192H263ZM122 194V193H121ZM200 194V193H199ZM220 194V193H219ZM227 194V193H226ZM229 194V195H230ZM252 194V193H251ZM255 194H257L256 192L253 194V195H255ZM176 195V194H175ZM195 195V194H194ZM197 195V194H196ZM263 195V194H262ZM41 196V195H40ZM54 196V195H53ZM86 196V195H85ZM100 196V195H99ZM201 196V195H200ZM217 196V195H216ZM237 196V195H236ZM239 196V195H238ZM243 196V195H242ZM250 196V195H249ZM197 196H195V198H196ZM229 197V196H228ZM230 197H232V195L230 196ZM229 197V198H230ZM252 197V196H251ZM254 197L255 196H253V198H250L249 200H254ZM259 197V196H258ZM257 197V198H258ZM42 198V197H41ZM41 198H39V199H41ZM88 198V197H87ZM93 198V197H92ZM100 198H102V197H100ZM129 198V197H128ZM199 198V197H198ZM206 198V197H205ZM257 198H255V199H257ZM1 199H3V197L1 198ZM38 199V200H39ZM227 199V198H226ZM230 199H233V198H230ZM260 199V198H259ZM22 200V201H21ZM52 200V199H51ZM96 200V199H95ZM103 200V199H102ZM129 200V199H128ZM240 200V199H239ZM248 200V199H247ZM123 201H125V200H123ZM185 201V200H184ZM242 201V200H241ZM255 201H257V200H255ZM254 201V202H255ZM42 202H44V203H42L43 205L46 203L45 202V200H43V198H42ZM227 202V204H228V201H226ZM26 203V202H25ZM89 203V202H88ZM98 203V202H97ZM132 203V202H131ZM135 203V202H134ZM144 203V202H143ZM148 203V202H147ZM180 203V202H179ZM196 203V202H195ZM222 203H224V205L226 206V204H225V202H222ZM221 203V204H222ZM230 203V202H229ZM235 203V202H234ZM249 203V202H248ZM258 203V202H257ZM260 203H261V201H260ZM61 204V203H60ZM214 204H217V203H214ZM232 204V203H231ZM256 204V203H255ZM263 203H261V204H258V205H262ZM23 205H24V207H23ZM27 205H28V203H27ZM26 205V206H27ZM79 205V204H78ZM83 205V204H82ZM81 205V206H82ZM89 205H90V203H89ZM88 205V206H89ZM99 205V204H98ZM97 205V206H98ZM218 205H220V203H218ZM223 205V204H222ZM233 205V204H232ZM38 206L40 207V204L38 203ZM45 206V207H44ZM44 206H41V208L43 209V211H44V214H42L43 216H42V220H41V222H43V225L45 224V226H47V225H49L50 223H51V217H49L48 215H49V213H50V208H49V205L47 206V203L44 205ZM56 206V205H55ZM54 206V207H55ZM198 206V205H197ZM214 206H216V205H214ZM213 206V207H214ZM225 206H218V210L220 211L219 213H220V216L218 217V218H214V217H212V214L211 213H213L214 214V212L212 211L213 209H211V213H209V217L211 216V218H208V216L207 217H205V219L206 218H208V219H204V223L202 222H200V225L198 226V225H195L196 226V228H197V226H198V229H195L194 228V230H196V232L195 233H192V235L190 236V234H189V236H184V235H179L180 237L178 238V236H177V238L178 239H176L175 241H173V243L172 242H170V240H169V242L171 243V244H169V242H168V244L171 246L172 244H174L172 247H173V253L175 254V261H174V264H247L248 263V261L250 260V259H252L250 262H249V264H264V213H260V214H258V216H256L254 213L253 214H251V212H248V210H251L250 209V207L252 206V203H251V206L249 207V205H247V206H239L238 204H237V208L235 207V208H230V207H225ZM255 206V205H254ZM257 206V205H256ZM255 206V207H256ZM38 207V208H39ZM44 207V208H43ZM58 207V206H57ZM56 207V208H57ZM83 207V206H82ZM199 207V206H198ZM217 207V206H216ZM215 207V208H216ZM220 207V208H219ZM258 207H261V206H257L256 208H257V210H258ZM24 208V209H23ZM27 208L29 209V208H31V207H28L27 206ZM37 208V207H36ZM94 208V207H93ZM155 208V207H154ZM192 208V207H191ZM23 209V210H22ZM45 209V210H44ZM85 209V208H84ZM160 209V208H159ZM206 209V208H205ZM13 210V211H12ZM39 210H40V208H39ZM60 210V209H59ZM132 210H133V208H132ZM184 210H186V209H184ZM215 210V209H214ZM256 210V209H255ZM259 210H261V208L259 209ZM64 211V210H63ZM133 211H135V209L133 210ZM160 211V210H159ZM206 211V210H205ZM8 212V211H7ZM6 212V213H7ZM118 212V211H117ZM175 212V211H174ZM208 211H206L205 213H207ZM252 212H253V210H252ZM256 212V211H255ZM258 212H260V211H258ZM19 213H18V216H19ZM41 213H43V212H41ZM77 213V212H76ZM89 213V212H88ZM166 213V212H165ZM170 213H171V211H170ZM191 213V212H190ZM200 213V212H199ZM257 213V212H256ZM15 215H16V213H14ZM23 213H21V217L22 216H24V214L22 215ZM40 214V213H39ZM73 214V213H72ZM106 214V213H105ZM112 214H113V211H112ZM154 214V213H153ZM156 214H157V212H156ZM216 214V213H215ZM51 215V214H50ZM54 215V214H53ZM83 215V214H82ZM86 215V214H85ZM101 215V214H100ZM104 215V214H103ZM115 215V214H114ZM182 215V214H181ZM207 215V214H206ZM253 215H255V216H253ZM90 216V215H89ZM191 216V215H190ZM241 216H243V217H241ZM244 216H246V218L244 217ZM20 217V216H19ZM20 217V218H21ZM112 217V216H111ZM166 217H167V219H168V217H169V215L167 216V213H166ZM165 217V218H166ZM20 218H16V219H20ZM48 218V219H47ZM55 218V217H54ZM80 218V217H79ZM78 218V219H79ZM119 218V217H118ZM22 219V218H21ZM68 219V218H67ZM92 219V218H91ZM106 219H107V217H106ZM113 219V218H112ZM39 220V221H40ZM84 221L85 220H87V219H83ZM104 220V219H103ZM152 220V219H151ZM164 220V219H163ZM174 220V219H173ZM45 221H47L48 223L46 224V223H44ZM65 221V220H64ZM68 221V220H67ZM96 221V220H95ZM108 221V220H107ZM110 221V220H109ZM121 221V220H120ZM176 221V220H175ZM195 221V220H194ZM87 222V221H86ZM98 222V221H97ZM105 222H106V220H105ZM122 222V221H121ZM80 224L82 223V224H84L83 223V221L82 222H79ZM94 223V222H93ZM96 223V222H95ZM119 223V222H118ZM173 223H174V221H173ZM63 224V223H62ZM88 224H90L91 225V223L89 222V220H88V223H87V225ZM41 225H42V223H41ZM86 225V223L84 224V225H82L83 226V229H86V230H88L89 228V226H87ZM125 225V224H124ZM131 225V224H130ZM171 225H174V224H172L171 223ZM170 225V226H171ZM176 225V224H175ZM194 225V224H193ZM192 225V226H193ZM22 225H20V227H21ZM45 226H44V229L46 230L47 228H45ZM49 226H51V227H48V229H50L51 230V232H54V231H52V230H54L53 228H52V225L50 224ZM63 226V225H62ZM59 227L58 226V228H64V227ZM84 226H85V228H84ZM87 226V227H86ZM121 226V225H120ZM119 226V227H120ZM126 226H127V224H126ZM23 227H25V226H23ZM39 228H40V226H38ZM42 227V226H41ZM91 227H93L92 225H91ZM123 227V226H122ZM132 227V226H131ZM172 227V226H171ZM38 228V229H39ZM54 228H57V227H54ZM94 228V227H93ZM135 228V227H134ZM168 228V229H167ZM166 228V230H169V227H167ZM20 230H22V228H19ZM26 229H29V228H25V229H23V230H26ZM41 229V228H40ZM73 229V228H72ZM80 229V228H79ZM189 229V228H188ZM191 229V228H190ZM17 231H18V229H16ZM42 230V229H41ZM50 230H47V231H50ZM55 230H57L58 231V229H55ZM63 230H65V229H63ZM89 230H94V229H92V228H90ZM124 230V229H123ZM126 230V229H125ZM132 230V229H131ZM165 230V231H166ZM192 230V229H191ZM16 231V232H17ZM26 231H29V230H26ZM31 232L33 231V230H30ZM67 231V230H66ZM162 231V230H161ZM16 232H15V234H14V237L13 238H15V239H19V240H21V241H23L22 242V244H21V248H16V249H10L9 251H8V242L7 241H5V240H2L1 241V245H0V264H19L18 263V260L19 259H22L23 257H26V258H31V257H33V250L34 251H36L37 250V246L35 247L34 246V244H33V240L32 241H30V240H26L24 237L26 236V238L28 237H30V236H32V235H29V236H27V234H25V236L24 237H22V235H17L16 234ZM25 232V231H24ZM43 232V231H42ZM50 232V234H51V236H52V238H50L51 236H50V234H49V238L52 240V242L55 244L56 243V240L58 241L59 240V238H57L56 240L53 238L54 237V234H56V231H55V233H53V235H52V233ZM91 232V231H90ZM122 232V231H121ZM158 232V231H157ZM167 232H170V231H167ZM193 232V231H192ZM18 233H19V231H18ZM26 233V232H25ZM44 233V232H43ZM48 233V232H47ZM60 233V232H59ZM144 233V232H143ZM159 233H161V232H159ZM163 234H164V231L162 232ZM20 234H21V232H20ZM29 234H30V232H29ZM33 234V233H32ZM58 234V233H57ZM56 234V235H57ZM72 234V233H71ZM90 234V233H89ZM121 234V233H120ZM162 234V236H164ZM180 234V233H179ZM23 235H24V233H23ZM40 235H41V232H40ZM45 235H46V233H45ZM55 235V236H56ZM142 235V234H141ZM160 235V234H159ZM44 236V235H43ZM57 236H59V237H61L59 234L57 235ZM92 236V235H91ZM111 236V235H110ZM140 236V235H139ZM157 236H158V234H157ZM156 236V237H157ZM161 236V237H162ZM167 236H169V235H167ZM33 237V236H32ZM41 237H42V235H41ZM45 237V236H44ZM43 237V238H44ZM68 237V236H67ZM5 238H7V235H5ZM27 238V239H28ZM42 238V240H45V239H43ZM46 238V237H45ZM56 238V237H55ZM111 238V237H110ZM155 238V237H154ZM164 238V237H163ZM163 238H161V239H163ZM68 239V238H67ZM93 239V238H92ZM142 239V238H141ZM159 239V238H158ZM166 239V238H165ZM165 239H163V241H165V242H163L164 244L166 243V240ZM41 240V241H42ZM48 240V238H46V241ZM61 240V239H60ZM65 240V239H64ZM74 240V242H75V239H73ZM83 240H84V238H83ZM167 240H168V238H167ZM174 240V239H173ZM62 241V240H61ZM71 241V240H70ZM97 241V240H96ZM60 242V241H59ZM65 242V241H64ZM67 242H69V240H67ZM73 242V241H72ZM73 242V243H74ZM58 243V242H57ZM61 243V242H60ZM71 242H69L68 244H67V246H64L63 245V247L65 248V247H69V246H73L74 244H72V245H69ZM87 243V242H86ZM89 243V242H88ZM102 243V242H101ZM32 244H33V246H34V249H32L31 250V246H32ZM62 244V243H61ZM60 244V245H61ZM168 244L166 245V246H168ZM95 245H97V242H95ZM81 246V245H80ZM80 246L78 245V244H76V246L74 245L72 248H75L76 250H74V251H76L77 253H80V254H77L78 256L80 255V256H84V255H86V254H88V253H90V249H89V247L87 246L86 248H88V251L86 250V249H84V248H82V246H81V248H82V250L80 249ZM84 247L86 246V245H83ZM103 246V245H102ZM62 247V246H61ZM78 247H79V252H78ZM97 246H95V248H96ZM147 247V246H146ZM172 247L169 249V247L167 248V249H169V252H171L170 250L172 249ZM35 248H36V250H35ZM70 248V247H69ZM72 248H70V249H72ZM95 248H94V251H95ZM63 249V248H62ZM97 249V248H96ZM166 249V248H165ZM164 249V250H165ZM93 250V249H92ZM100 250V249H99ZM98 250V251H99ZM63 251H65L66 252V250H63ZM73 251V250H72ZM73 251V252H74ZM166 251V250H165ZM164 251V252H165ZM92 252V251H91ZM96 252H97V250H96ZM101 253H103V255L102 254H100V253H97V254H100L99 256H101V257H104V258H108V257H105L104 256V252H102V251H100ZM105 252H106V249H105ZM186 252H188L189 254H188V257L186 256ZM36 253V252H35ZM162 253V252H161ZM161 253H160V255H161ZM186 253V254H185ZM71 255V253H68L67 255ZM74 256H75V254H73ZM109 255V254H108ZM107 255V256H108ZM154 255V254H153ZM200 255H204L205 256V258H204V256H203V260H202V258H201V262H198L199 260H198V258H199V256ZM77 257V256H76ZM128 257V256H127ZM158 257V256H157ZM153 258V257H152ZM258 258V259H257ZM128 259V258H127ZM134 259V258H133ZM158 259V258H157ZM69 260V259H68ZM71 260V259H70ZM69 260V261H70ZM150 260V259H149ZM111 261V260H110ZM130 261V260H129ZM166 261V260H165ZM145 262H147V261H145ZM156 262H158L157 264H162L159 260H156L155 259V264H156ZM69 263H71V262H67V263H65V264H69ZM154 263V262H153ZM152 263V264H153ZM123 264V263H122ZM148 264H149V261H148Z\"/></svg>",
    "mask_w": 264,
    "mask_h": 264
}]
</instances>
